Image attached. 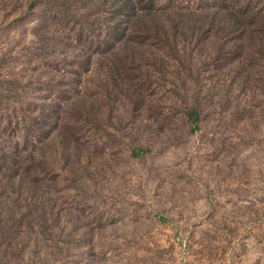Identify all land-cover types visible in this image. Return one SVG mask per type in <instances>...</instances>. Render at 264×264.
Here are the masks:
<instances>
[{
	"label": "rangeland",
	"instance_id": "374dc122",
	"mask_svg": "<svg viewBox=\"0 0 264 264\" xmlns=\"http://www.w3.org/2000/svg\"><path fill=\"white\" fill-rule=\"evenodd\" d=\"M263 20L0 0V264H264Z\"/></svg>",
	"mask_w": 264,
	"mask_h": 264
},
{
	"label": "trees",
	"instance_id": "16d2710c",
	"mask_svg": "<svg viewBox=\"0 0 264 264\" xmlns=\"http://www.w3.org/2000/svg\"><path fill=\"white\" fill-rule=\"evenodd\" d=\"M264 21V20H263ZM264 24V23H263ZM192 115H194L195 117H194V119H193V121H194V123L196 124V122H197V120H198V117H197V112H192Z\"/></svg>",
	"mask_w": 264,
	"mask_h": 264
}]
</instances>
